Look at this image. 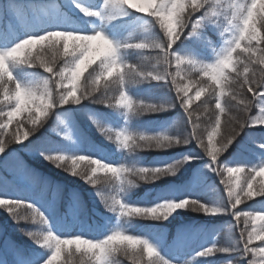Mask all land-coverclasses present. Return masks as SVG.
Segmentation results:
<instances>
[{"label": "snow or ice", "instance_id": "6c2138e0", "mask_svg": "<svg viewBox=\"0 0 264 264\" xmlns=\"http://www.w3.org/2000/svg\"><path fill=\"white\" fill-rule=\"evenodd\" d=\"M67 3L70 8L79 10L78 27L71 30L56 29L35 33L28 28L30 13L26 12L17 0L0 2V19L13 22L10 28L0 29V41L5 44L4 47H0V60L3 64L0 67V104L8 108L7 112L0 108V167L11 168L13 173L12 180L0 181V189L24 190L35 193L37 196L32 204H25V201L30 199H14L10 202L0 198V206L6 209L9 217L17 224L21 220L39 219L41 224L48 225L42 231H27L25 234L34 245L52 250L50 256L43 259L42 253L25 251L12 238L6 237L0 239V264H58L62 252H67L65 246L73 244L76 247L74 252H67L69 256L82 252L88 255L89 264H118L114 259V254L119 251L117 243L109 242L110 238L114 237L124 238L120 243L127 242L131 249L129 251V248H126L124 254L129 256L135 264H173L172 261L161 257L158 247L149 238L126 235L121 230L111 229L103 239L73 235L70 219L71 221L78 220L85 208L79 195L71 193L65 210L59 211L57 197L60 186L52 187L46 178L24 163L17 149L9 148L10 144L19 143L20 152L31 153L33 156L38 155L54 165L66 167L70 174L83 177L90 185L96 184L95 176L99 170L112 173L120 185L127 183L131 186L136 185L132 179H127L130 176H140L145 183H152L165 176L176 175L185 163L198 157L185 154L179 160L153 167L115 165L105 163V159L93 158L92 155H66L63 147L47 140L45 133L42 132L49 113L54 109L62 108L70 102L80 104L98 92L104 93L98 102L124 109L127 114L165 111L175 107L174 103L155 104L134 100L128 91V86L142 80L164 81L175 85L179 104L184 110L187 121L193 124L192 131L187 136L168 133L147 134L131 131L128 127L120 128L113 135L95 119L93 123L107 135L108 140L115 139L121 149L131 151H161L186 146L195 141L196 145L204 149V153L210 158L211 163L208 167L221 177V183L227 192L228 204L226 207L210 206L201 200L185 197L182 200L165 199L154 205L140 206V204L128 203L122 198L108 200L99 192L97 195L104 200L107 209L119 213L120 217L140 216L167 220L176 210L188 208L209 215L231 213L236 227L243 224L233 246L218 247L213 244L199 251L197 255L209 256L218 252L229 254L238 252L241 258L252 256L248 264H264V246H253L254 239L264 245V200L260 201L261 210L258 211H242L238 207L245 200L264 197V179L260 181L259 186L254 187L257 177H264V159L259 165L251 168L241 167L239 164L236 167H221L219 159L220 153H227L237 137L246 130L259 131L260 135L264 136V81L255 80L253 71L249 67L250 64L257 62L264 65V47H260L264 44V33L261 31L264 29V13L253 10V0H243V2L241 0L231 2L230 0L227 11H223L222 8L213 10L214 7H218V0L215 6L210 0H153L151 5L135 3L131 0H67ZM250 10L255 13L251 20L248 16ZM134 12L150 13L147 17L152 18L151 25L154 27L158 25L159 29L163 30L164 39L153 42L139 40L138 42L121 43L109 37L103 30L104 21H113ZM220 15H223L227 22L223 28L226 40L224 47L220 49L213 62L198 63L190 57L177 55L173 51L176 42L185 32L192 35L206 21L215 23L216 21L212 18ZM169 18L172 22L171 28ZM94 19H98L101 24L96 25ZM257 22H259V27H257ZM89 24L94 26L90 29ZM251 25H254L255 34H252ZM21 27L25 29L22 35L19 32ZM97 40L103 42L102 49L94 45ZM10 41L14 43L8 46ZM253 41L257 43L254 45ZM37 44L40 45L39 51L33 55ZM121 49L154 51L158 58H163L165 71L161 73L156 68L146 71L135 64L127 63L122 59ZM48 51H51L53 55L45 59V53ZM58 56L63 60L59 67L56 66ZM241 57H246L248 63H244ZM253 57H256V60H253ZM15 63L42 68L49 75L41 86L26 85L14 75L12 65ZM197 64L202 66L197 69ZM92 65L95 67H92L88 76L84 77V87L78 89V82ZM186 65L202 73L200 79L193 80L189 74H186L184 72ZM173 68L175 71H169ZM89 77L91 78L90 86ZM232 78L239 79L241 88H246L247 92L252 94L253 101L259 109V115H249L242 123H239L232 134L220 142L218 148L216 136L220 132L222 119L226 115V106L223 103L225 89L231 87L230 79ZM113 80L117 85L118 99L108 96L107 85H110ZM101 81L105 82L104 86L101 85ZM205 93H208L215 103L212 129L207 135V142L197 133L198 125L194 123L192 111V105L200 101ZM232 99L235 100L236 96L233 95ZM110 100H115V103H110ZM238 103L243 105L246 111L252 106L244 100H239ZM22 114H27L26 120L16 119ZM14 120L17 125L16 130L6 139L7 129ZM25 123L31 127L21 132ZM24 140L28 141L27 144L23 143ZM253 142L258 144L264 153V140ZM81 161H87L85 165L87 174L77 171ZM244 172L246 175L241 179L239 174ZM233 177H235L234 184L232 183ZM2 194L0 192V195ZM22 204L32 208L34 215L20 216L16 209ZM37 204L40 207H36ZM60 233L65 235L61 236ZM128 240L139 243H129ZM79 241L101 244L104 246V251L101 253L98 248L83 247L81 249ZM138 245L141 247L137 248ZM149 247L153 250L152 254H149ZM145 253L147 259H143ZM227 264H232V261H227Z\"/></svg>", "mask_w": 264, "mask_h": 264}, {"label": "trees", "instance_id": "16d2710c", "mask_svg": "<svg viewBox=\"0 0 264 264\" xmlns=\"http://www.w3.org/2000/svg\"><path fill=\"white\" fill-rule=\"evenodd\" d=\"M17 2L26 12L30 13L28 28L32 32L43 33L47 30L56 29L69 30L70 27L76 28L79 26V10L70 8L67 0H17ZM210 2L217 5V0H210ZM229 2L230 0H218V7H214L213 10H221L222 8L223 11H227ZM137 3H139V0H137ZM148 15L150 13L140 14L139 12H134L127 16L118 17L113 21H105V23L119 34L118 38L121 43L126 41L138 42L139 40L146 42H153L158 39L163 40V30L159 29L158 25L155 27L152 26V18L147 17ZM212 19L216 22L206 21L192 35L185 32L176 42L173 51L177 55L190 57L198 63H210L211 56L214 54V48L212 47L219 37L223 35L221 33L227 23L223 15ZM95 21L96 19H94V23ZM12 25V21L0 19V29H7ZM88 27L91 29L93 24H89ZM257 27H259V22H257ZM261 31L264 33V29H261ZM19 32L22 35L25 29L21 27ZM11 43H14V41H10L8 46H11ZM256 43L253 41L254 45ZM0 46H5V44L0 41ZM260 47H264V44H261ZM39 48L40 45L37 44L32 54L35 55L36 51H39ZM98 48L102 49L103 47L100 46ZM121 52L122 59L125 62L135 64L142 70L151 71L153 68H156L161 73L165 71L163 58H158L154 51L147 49H121ZM52 55L53 53L51 51L46 52L45 59L50 58ZM240 59L244 63H248L246 57H241ZM253 60H256V57H253ZM62 63L63 60L58 56L56 66L59 67ZM201 66L197 64L196 68L198 69ZM92 67H95V65L90 66L84 73V76L81 77L77 85L78 89L84 87V77L88 76ZM249 67L253 71V78L255 80L264 81V65L257 62L250 64ZM12 71L19 81L34 87L41 86L45 78L49 75L42 68L29 67L22 63L13 64ZM169 71H175V69H169ZM184 72L189 74L193 80H198L202 76V73L194 71L187 65L184 67ZM204 79H207V77H204ZM90 82L91 78L89 77V86ZM104 83V81H101L102 86H104ZM65 84L67 86V82ZM230 84L231 87L225 89V98L223 101L226 106V115L222 119L220 132L216 136L218 148L220 142L225 137L230 136L239 123H242L249 115H259V109L253 101L252 94L247 92L246 88H241L240 80L232 78L230 79ZM107 87L109 89L108 96L118 99L115 81L113 80ZM128 91L137 102L143 100L145 103L155 104L174 103L175 107L165 111L127 114L124 109H118L98 102L104 94L103 92H98L80 104L70 102L62 108L54 109L49 113L42 132L45 133L47 140L65 148L66 155L76 154L79 156H88L84 155L81 149L76 150L75 153H72L70 150V146L74 145L71 144L73 138L69 135V132L73 125L77 126L79 135H77L76 139L81 141L86 147H91L89 150L95 156L101 154L103 156L102 159L110 160L115 165L127 164L129 166L153 167L179 160L185 154L198 158L185 163L176 175L165 176L152 183H141L139 186H131L127 183L120 185L112 173L99 170L95 176L96 184L90 185L83 177L70 174L66 167L62 168L54 165L38 155L33 156L31 153L20 152L19 143L9 145V148L17 149L24 163L35 170L40 176L46 178L52 187L60 186L59 193L62 195V211L65 210L71 193H77L79 195L85 208L78 220L71 221L70 219L72 223L71 232L73 234L77 233L80 227L88 229L91 235H96L100 231H106L115 227L119 219V213L111 212L107 209L104 205V200L100 195H97L98 192L102 193L103 197L108 200L122 198L128 203L140 204V206L154 205L165 199L182 200L185 197L201 200L210 206L219 205L226 207L228 204L227 192L225 186L221 183V177L210 168L200 169V163L197 160L203 159L210 162V158L204 153V149L196 145L195 141L186 146L161 151H131L121 149L115 139L111 141L107 139V135L93 123V119L113 135L118 131L119 126L125 119H128L130 130L134 132L147 134L168 133L187 136L192 131L193 124L187 121L184 110L179 104L178 98L176 97L175 85L167 84L164 81L142 80L137 84L129 85ZM233 95L236 96L235 100L232 99ZM239 100H244L245 103L251 104V108L246 111L243 105L238 103ZM110 103L114 104L115 100H110ZM214 107V100L208 93L203 94L201 100L192 105V111L194 113L193 120L198 125L196 129L197 133L206 142L207 135L212 129ZM0 108H3L5 112L8 111V108L4 107L3 104H0ZM16 119L24 121L27 119V114H22ZM16 126V121L14 120L7 129L8 137L16 130ZM30 127L29 124L25 123L21 132ZM7 136L5 137L6 139L8 138ZM254 140H264V136H261L259 131L255 130H246L244 133H241L227 153H220L219 159L221 167H236L239 164L241 167L251 168L259 165V161L264 158V153H262L258 144L253 142ZM27 142V140L23 141L24 144H27ZM86 163L87 161H81L77 171H83ZM0 169H3L2 171L5 173V177H7L0 176V181L13 179L11 168L6 169L0 167ZM210 170L215 174L216 178L214 176L213 179H209L208 175ZM239 175L243 179L246 172L240 173ZM206 177H208V181H202ZM127 179L134 180L135 177L130 176ZM198 179L201 182H197ZM262 179L264 177H257L254 187L259 186ZM193 180H195L194 186L192 185ZM232 183H235V177L232 178ZM121 189L123 190L121 191ZM0 192L3 193L0 195V198L7 199L10 202L14 199H30L25 201V204L35 202V196L28 191H17L13 188H8L6 190L0 189ZM172 192L177 194L175 198L171 195ZM262 200H264V197L245 200L238 207L242 211H258L261 210L260 201ZM16 210L20 216L31 217L34 215L33 209L25 207L24 204ZM41 211L43 210L41 209ZM230 214L219 213L209 215L203 212L193 211L190 208L178 209L167 220L148 219L140 216H125L124 225L130 235L140 236L142 238L157 237L164 240L165 250L160 255L169 261L177 257L182 260L183 264H227L229 260L232 261V264H243L238 252L231 254L218 252L215 255L209 256L197 255L199 251L211 247L213 244L218 247L233 246L243 224L241 223L239 227H236L234 219L229 216ZM47 227L48 225L41 224L39 219L21 220L17 224L16 221L9 217L6 209L0 206V239L10 237L25 251L42 253L43 259L48 258L52 250L34 245L25 233L27 231L39 232ZM60 235L63 236L65 234L60 233ZM205 236H208L207 240H204ZM181 239L186 241L183 246H180L178 243ZM253 246L264 245H261L260 241L254 239ZM75 247V245L65 246L67 252H74ZM139 247L141 246L138 245L137 248ZM117 248L119 251L114 254V259L118 264H135L129 256L124 254V250L129 248L127 242L123 244L118 242ZM67 252H62L58 264H89L88 255H84L82 252H76L74 255L69 256ZM248 258L251 259L252 256L249 255ZM143 259H147L146 253Z\"/></svg>", "mask_w": 264, "mask_h": 264}, {"label": "rangeland", "instance_id": "374dc122", "mask_svg": "<svg viewBox=\"0 0 264 264\" xmlns=\"http://www.w3.org/2000/svg\"><path fill=\"white\" fill-rule=\"evenodd\" d=\"M233 2H235V0H233ZM241 2H243V0H241ZM196 15L198 16V13ZM95 24L96 25H99V24H101V22L98 19H96ZM102 26H103V30L105 31V33L109 37H111V38H113V39H115V40H117L119 42V38H118V35L119 34L114 29H112L109 25H107L105 23V21L103 22ZM71 29H73V28L70 27L69 30H71ZM221 34H223V32ZM225 40H226V34H223L221 37H219V39L216 41V43H214V45L212 47V48H214L213 49L214 50V54H213L214 56L213 55H212L213 57L211 56L210 63L213 62L217 58L218 52L225 45ZM94 45L97 48L100 47V46L103 47V42L97 40V41L94 42ZM0 47H4V46H0ZM123 127H128L130 129L128 119H125L124 120V122L119 126L118 131L120 130V128H123ZM78 132L79 131L77 129V126H74L73 125L71 127V129H70V132H69V135L74 139V140L72 139V143H71L74 146H70L71 152L72 153H75L76 150L81 149L83 151V154L84 155H88V156L89 155H92L93 158L95 157V158H101L102 159L103 156L101 154H98V156H95V154L92 151L89 150V149H91V147H86V145H84L81 141H79L78 139H76L77 135H79ZM83 148H86V149H83ZM263 156H264V154H263ZM197 161L200 163V169L209 168L208 165L211 163V161L209 162L208 160H203V159H198ZM105 162L106 163H113V162H111L110 160H107V159H105ZM261 162H262V160L259 161V164ZM2 170L0 169V176L5 177L6 175H5V173ZM213 172L210 170V173L208 175L209 179H213L214 178L215 174H213ZM196 177H195V179H196ZM208 177L203 178L202 181H205V180L208 181ZM5 178H7V177H5ZM215 178H216V176H215ZM212 181H214V180H212ZM194 182H195V180L192 181V185L193 186H194ZM197 182H201V181H199V179H198ZM32 195L35 196L34 199L36 201V199H37L36 194L35 193H32ZM171 195L173 196V198H175L177 194L175 192H172ZM61 201H62V195L60 193H58V197H57L58 209H59V211L63 212L62 211V202ZM36 206L37 207H40L39 204H37ZM229 216L231 218H233V216L231 214ZM124 220H125V217H120L119 216V219L117 220L115 227L113 229H111V230H121V231H123L124 234L130 235V234H128V231L125 229ZM108 232H109V230H106V231L103 230L102 232L100 231V233H97L96 235H91V234H89L88 229H85L84 227H80V229L78 230L77 233H75V234H73L72 232L71 233L73 235H82V236H85V238L103 239L108 234ZM0 237H1V233H0ZM64 238H68V237H64ZM146 238L151 239L153 241V243L156 244V246L158 247L160 253L165 250V246H164L165 245V241L164 240H161L160 238H157V237L156 238L155 237H146ZM207 238H208V236H205L204 237V240H207ZM185 242L186 241L184 239H181V240H179L178 243L180 244V246H183L185 244ZM82 247H84V246H81V249H82ZM248 260H249L248 257H244V258L241 259V262L243 264H248ZM171 261L173 262V264H183L182 261L179 258H177V257L172 258Z\"/></svg>", "mask_w": 264, "mask_h": 264}, {"label": "clouds", "instance_id": "9594fccd", "mask_svg": "<svg viewBox=\"0 0 264 264\" xmlns=\"http://www.w3.org/2000/svg\"><path fill=\"white\" fill-rule=\"evenodd\" d=\"M131 2H135L137 3V0H131ZM153 2V0H139V3L141 4H148L151 5V3ZM215 6V5H214ZM253 10H258L261 13H264V0H253ZM253 10L249 11V20H251L252 16L255 14ZM169 27H172V22H171V18H169ZM251 29H252V34H255V29H254V25H251ZM2 60H0V67H2ZM84 174H87V169L85 168L83 170ZM135 179L133 180V182L135 183L136 186H139L141 183H145L144 179L140 176H134ZM79 240V238H77ZM122 240H124V238L122 237H114V238H110L109 242L112 243H120ZM129 243H139L138 241H132V240H128ZM79 243L81 244V246H84L86 248H98L99 251L101 253H103L104 251V246L101 244H92L89 241H79ZM149 254H152V249L151 247L148 248Z\"/></svg>", "mask_w": 264, "mask_h": 264}]
</instances>
